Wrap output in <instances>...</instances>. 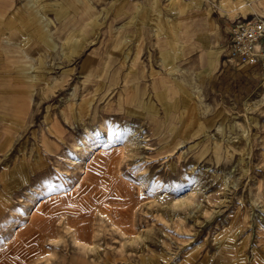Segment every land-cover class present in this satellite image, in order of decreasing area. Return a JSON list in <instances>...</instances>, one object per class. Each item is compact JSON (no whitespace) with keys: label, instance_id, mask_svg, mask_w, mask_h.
<instances>
[{"label":"rangeland","instance_id":"374dc122","mask_svg":"<svg viewBox=\"0 0 264 264\" xmlns=\"http://www.w3.org/2000/svg\"><path fill=\"white\" fill-rule=\"evenodd\" d=\"M183 1L0 0V264H264V71L226 57L264 7L212 1L242 74L219 87L124 12ZM97 154L115 181L85 172Z\"/></svg>","mask_w":264,"mask_h":264},{"label":"crops","instance_id":"0c3cea01","mask_svg":"<svg viewBox=\"0 0 264 264\" xmlns=\"http://www.w3.org/2000/svg\"><path fill=\"white\" fill-rule=\"evenodd\" d=\"M212 1L213 0H188L183 1V3L173 8L171 6L161 7L160 5L145 3L142 6H133L130 10L124 12L129 13V23L134 24L136 29H153L156 30L157 35H159L160 32V34L167 37L169 40L168 43L176 49V55L180 56V58H185L183 57L184 50L190 47L188 51L194 52H190L192 54L189 55H198L200 61H204V66L201 67V69L198 68L196 74L198 76L202 74L204 77H207V79L213 77L218 86L223 87V84L228 82V78L233 79L236 78V76L238 78L239 74H242L235 72V70L231 71L227 66H222V54L218 47L219 38L221 36L216 33L218 31V25L212 20L215 18L213 17L215 10L211 8L213 4ZM259 5L264 7V0H260ZM204 8L209 12V16L201 13ZM191 9L194 10L192 16L198 20L185 23L182 21V18ZM249 20L252 19L244 17L237 22L242 23ZM234 23L235 21H233L231 25H228V36L230 35L231 27L234 26ZM214 33H216L215 38H213ZM191 48H194V50ZM180 58L175 57L173 62ZM240 79L242 80V77ZM230 82H232L235 87L238 85L236 81L231 80Z\"/></svg>","mask_w":264,"mask_h":264},{"label":"built area","instance_id":"2783aa9c","mask_svg":"<svg viewBox=\"0 0 264 264\" xmlns=\"http://www.w3.org/2000/svg\"><path fill=\"white\" fill-rule=\"evenodd\" d=\"M226 57L231 64L264 71V18L231 27Z\"/></svg>","mask_w":264,"mask_h":264},{"label":"bare ground","instance_id":"6f19581e","mask_svg":"<svg viewBox=\"0 0 264 264\" xmlns=\"http://www.w3.org/2000/svg\"><path fill=\"white\" fill-rule=\"evenodd\" d=\"M162 32V31H161ZM250 101V100H249ZM249 101H247L246 102V107H248L249 108ZM83 113V112H82ZM105 127V126H104ZM103 129V128H102ZM106 130V129H105ZM138 130V129H137ZM140 130V129H139ZM107 131V130H106ZM136 132V131H135ZM133 137V136H132ZM110 133L107 131V132H105L104 133V135H103V140H101V141H96V142H94V143H92V144H87V140H85V144H83V145H78V146H76V151H84V153L82 154V156H81V160L82 161H85L86 162V160H88L89 159V157H91L96 151H98L100 148H102V146L105 144V143H107V142H109L110 141ZM139 138V137H138ZM134 139V138H133ZM132 141H134V140H132ZM131 141V142H132ZM130 142V144H129V142H127L128 143V145H131L132 143ZM127 146V145H126ZM138 146V145H137ZM129 147V146H128ZM132 147V146H131ZM128 149V148H127ZM128 152V151H127ZM131 153H133L132 151H131ZM102 155H99V154H97L96 155V157L94 158V162H93V164L92 165H90V164H87L86 166V173H88L89 172V169L93 166H95L94 167V169L96 170V172L98 173V175L99 176H101V178H103V179H110L112 182L113 181H115V176H114V172H113V164H112V161H110V159H108V158H105V157H103ZM83 163V162H82ZM119 175V174H118ZM112 184L113 183H111L110 184V188L109 187H107V188H109V190L111 189V187H112ZM102 185V184H101ZM91 186V185H90ZM197 187V186H196ZM89 188V187H88ZM199 189V188H198ZM116 190V189H115ZM194 191V190H193ZM192 191V192H193ZM79 192V191H78ZM86 192V191H85ZM105 192V191H104ZM103 192V193H104ZM113 193H114V191H113ZM77 194V193H76ZM110 197V196H109ZM114 197V196H113ZM38 198H36V200H37ZM73 200V199H72ZM46 201V200H45ZM71 201V200H70ZM78 201H80V200H78ZM172 203H174L173 201H171ZM44 203V201L43 202H41V204L39 205V207H41L42 206V204ZM74 203V202H73ZM105 203V202H104ZM186 203H187V201H186ZM189 203V202H188ZM187 203V204H188ZM29 204V203H28ZM27 204V205H28ZM38 204V203H37ZM72 204V203H71ZM77 204H78V202H77ZM190 204V203H189ZM73 205V204H72ZM100 205V204H99ZM176 205V204H175ZM179 205V204H178ZM182 206H183V204H181ZM34 206V205H33ZM174 206V205H173ZM37 207V206H36ZM109 207V206H108ZM38 208V207H37ZM172 208V207H171ZM176 208V207H175ZM32 209V208H31ZM41 209H43V208H41ZM70 209V208H69ZM47 213H49V212H47ZM82 213V212H81ZM104 213V212H103ZM45 214H46V211H45ZM68 215V214H67ZM74 215V214H73ZM108 215V214H107ZM48 216V215H47ZM55 216V215H54ZM65 216V215H64ZM110 217H111V215H109ZM67 217V216H66ZM61 218V217H60ZM63 219V218H62ZM80 219L81 218H77L76 219V221H80ZM67 220V219H66ZM83 220V219H82ZM49 222H50V220L49 219H46L45 220V223L44 224H49ZM56 222L57 221H55V224H56ZM65 223V222H64ZM65 226V225H64ZM114 226H115V224H114ZM113 226V227H114ZM134 226H135V224H134ZM57 227V226H56ZM59 227V226H58ZM57 227V229H59ZM116 229V228H115ZM85 230V228H80L79 230H73L74 231V233H73V236H74V238H76L75 240H76V243H81L80 241H78V239H77V237L78 236H81V234L82 233H84L83 231ZM38 231V230H37ZM70 231H71V228H70ZM122 231V230H121ZM120 231V232H121ZM39 232V231H38ZM41 232V231H40ZM57 232H58V230H57ZM59 233V232H58ZM122 233V232H121ZM32 234V233H31ZM54 234V233H53ZM143 234V233H142ZM124 235V234H123ZM135 236V235H134ZM137 236V235H136ZM30 237V236H29ZM46 237V236H45ZM137 237H139V236H137ZM47 238H49L48 236H47ZM50 239V238H49ZM52 239V238H51ZM50 239V240H51ZM54 239V238H53ZM59 239V238H58ZM133 240V239H132ZM135 240H138L136 237H135ZM140 240V239H139ZM45 241H46V239H45ZM54 241V240H53ZM92 241V240H91ZM135 242V241H134ZM82 245V244H81ZM89 245V244H88ZM87 245V246H88ZM93 245V244H92ZM91 245V246H92ZM77 246H79V245H77ZM83 246H85V245H83ZM82 246V247H83ZM97 246V245H96ZM86 247V246H85ZM85 247H83V248H85ZM89 247V246H88ZM95 247V246H94ZM80 248V247H79ZM81 249V248H80ZM79 249V250H80ZM89 249H91V248H89ZM94 249H97V248H94ZM85 250V249H84ZM86 250H88V248L86 249ZM84 252V251H83ZM95 252V251H94ZM89 253H90V251H89ZM96 253V252H95ZM94 253V254H95ZM257 260L259 261V262H262V259H261V257L259 256V254H257ZM236 259V258H235Z\"/></svg>","mask_w":264,"mask_h":264}]
</instances>
